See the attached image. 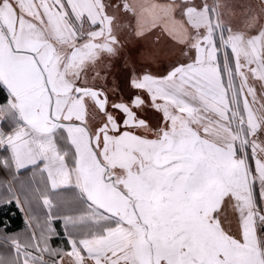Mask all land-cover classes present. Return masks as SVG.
<instances>
[{
  "label": "snow or ice",
  "instance_id": "obj_1",
  "mask_svg": "<svg viewBox=\"0 0 264 264\" xmlns=\"http://www.w3.org/2000/svg\"><path fill=\"white\" fill-rule=\"evenodd\" d=\"M0 96V264H264V0H0Z\"/></svg>",
  "mask_w": 264,
  "mask_h": 264
},
{
  "label": "crops",
  "instance_id": "obj_2",
  "mask_svg": "<svg viewBox=\"0 0 264 264\" xmlns=\"http://www.w3.org/2000/svg\"><path fill=\"white\" fill-rule=\"evenodd\" d=\"M130 3L136 4V5H147L150 3H156V4H166L169 2V0H129ZM129 18L131 20V24L133 27L136 25L135 18L131 17V13H129ZM179 19V17H177ZM126 23L128 22L127 20L125 21ZM137 41L139 42L140 45H143L147 42L149 43H155L159 45L160 47L164 48L165 50H177L182 47L183 45L179 44L178 41L169 33V31L166 30L165 24L163 22H157L156 26H152L151 18H148L146 21V32H145V38H139L135 37L134 33L132 34L131 38L128 41L127 48H130L132 50H135L137 45ZM194 55V53H193ZM167 65V61L165 63V66ZM120 69H123V65L121 64ZM155 68V66H153ZM117 76V82L121 85V87L125 90V92H131V90L127 83V77L122 71H117L115 74V78ZM127 98V96H125ZM0 100H2V96H0ZM152 110L151 108H149ZM154 111V110H153ZM2 175V174H0ZM31 173L29 170H22L21 176L22 177H28L30 176ZM39 180V176H37V181ZM16 195L20 197L21 200V206H17L15 199L8 194L5 189L0 188V207L4 205H9L13 203L21 212L22 217H23V227L19 230L16 231H7L6 226L10 225V223L7 221L3 226L0 225V253H13L14 250L11 249L9 246L7 250L5 249L4 242H3V237L5 235L7 236H16L21 240V242H24L25 240L30 239L31 237V232L33 230L36 231L37 237H39V229L36 228L35 226V221H33V228L29 229L26 226V220H32L33 217H36L37 219L42 220L45 215H46V209L41 206L39 208L36 207L35 202L30 206L29 204L24 203V196L21 194V192L16 189ZM7 200H11L10 203L6 202ZM23 209V210H22ZM53 226L57 229L59 232V235L56 237H53L52 240L50 241V244L52 247L57 248V247H62L65 250H68L69 246L67 245V237L64 236V229H63V224L62 221L56 220L53 222ZM47 258V256H46ZM65 264H70V260L68 257H65Z\"/></svg>",
  "mask_w": 264,
  "mask_h": 264
},
{
  "label": "trees",
  "instance_id": "obj_3",
  "mask_svg": "<svg viewBox=\"0 0 264 264\" xmlns=\"http://www.w3.org/2000/svg\"><path fill=\"white\" fill-rule=\"evenodd\" d=\"M7 221L10 223L6 226L7 231H16L23 227L22 214L13 203L0 207V225L3 226Z\"/></svg>",
  "mask_w": 264,
  "mask_h": 264
},
{
  "label": "rangeland",
  "instance_id": "obj_4",
  "mask_svg": "<svg viewBox=\"0 0 264 264\" xmlns=\"http://www.w3.org/2000/svg\"><path fill=\"white\" fill-rule=\"evenodd\" d=\"M115 79H117V76ZM138 114L141 116V118L149 119V122L153 124L157 122L159 115H160L159 113H155L153 110H150V109H146L145 112L138 113Z\"/></svg>",
  "mask_w": 264,
  "mask_h": 264
}]
</instances>
